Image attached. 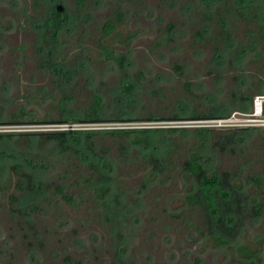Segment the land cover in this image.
Instances as JSON below:
<instances>
[{"label":"rangeland","instance_id":"374dc122","mask_svg":"<svg viewBox=\"0 0 264 264\" xmlns=\"http://www.w3.org/2000/svg\"><path fill=\"white\" fill-rule=\"evenodd\" d=\"M212 1L86 0L78 11L75 0H0V264H246L239 245L264 264V201L252 185L248 202L260 212L241 215L242 231L227 246H217L206 214L186 199L195 181L181 164L192 151L220 174L264 175V38L231 17L223 37L228 16L223 0ZM58 4L75 25L59 35L53 68L46 52L55 42L39 26ZM107 20L115 26L104 34ZM238 44L247 48L240 58ZM102 46L124 54V65L105 59ZM94 94L99 122L82 118ZM67 115L78 122L64 124ZM229 116L231 125H216ZM247 126L262 130L219 148L220 136ZM67 128L100 132L91 145L82 136L69 147L46 134ZM114 128L155 130L151 146L106 132ZM76 151L105 157L108 173ZM152 151L167 158L158 174Z\"/></svg>","mask_w":264,"mask_h":264},{"label":"trees","instance_id":"16d2710c","mask_svg":"<svg viewBox=\"0 0 264 264\" xmlns=\"http://www.w3.org/2000/svg\"><path fill=\"white\" fill-rule=\"evenodd\" d=\"M207 2L206 6L209 8L211 5L212 0H204ZM213 2V1H212ZM76 8L78 11H82L86 5V0H75ZM223 8L225 9V12L227 13L226 16L222 20L223 24V31L222 36L228 37V32L225 31L226 24L229 20V18L237 19L238 21L247 22V25L249 24L253 25L252 28L247 29V35L250 37L253 34H257L259 37L264 38V0H223L222 1ZM52 13L51 17L45 21L42 22V24L39 26L41 30L45 31L44 34L49 36L55 43L54 46L49 50L47 53L48 56V64L56 68L55 59H51L53 56L52 52L57 48L56 43L59 35H62L63 32H69L70 28H73L74 24H69L70 20H68V17H66L65 11H58L55 6L51 7ZM71 26V27H69ZM115 26V23L113 21H105L102 24L101 32L104 34H107L113 30ZM173 24L169 23L167 25V30L172 31L173 30ZM62 33V34H61ZM198 36L201 38L204 35L199 33ZM228 39V38H227ZM170 40V38H169ZM230 40V39H228ZM254 45V44H253ZM227 46H232V44L227 42ZM102 55L105 59H112L120 66L124 65L125 62V55L122 53H115L114 50L107 46H102ZM237 54L239 58L247 51V48L245 45L238 44L237 46ZM223 51V50H222ZM221 51V52H222ZM220 52V54H221ZM223 54V53H222ZM127 86V85H125ZM129 85L126 87V90H129ZM249 98V97H247ZM64 100L65 98L61 99V106L64 109ZM100 103H101V97L98 94H94L92 98V103L88 110H84L82 113V118L85 120H92L95 122L100 121L101 115L99 114L100 110ZM242 110L246 111L247 107H242ZM226 110H222L221 114L227 115ZM21 116H27L28 118L34 117L33 111H21ZM13 118H18V115H13ZM82 119V120H83ZM63 122L68 124H75L78 122V118L74 115H67L62 119ZM240 131L235 133L237 136L233 135H223L220 136L217 145L219 148L224 152H226L227 148L226 145H229L231 142H242L244 141L245 136H248L252 133H254L257 130H262V127L259 126H247L239 128ZM199 133L202 134L200 131H204L206 133L209 132L208 127H201L199 129ZM155 130L152 129H143V128H131V129H125V128H114V129H108L106 132L111 134H120L124 137H130L132 141L134 142H141L143 143L144 147H149L150 140L149 132H154ZM100 131L98 130H82V129H71V130H57V131H51L46 133L49 139L58 140L62 144H66L67 147L69 146H75L74 144H80L81 143V137L83 136L84 140L83 142L87 145L89 143V139L96 133ZM203 132V133H204ZM17 133H11V135H14ZM32 134H42V133H32ZM205 134V133H204ZM4 134H0L2 136ZM10 135V136H11ZM205 136V135H204ZM264 137V135H263ZM70 139V140H69ZM70 141H72L74 144H71ZM204 142V141H203ZM90 144V143H89ZM92 144V143H91ZM90 144V145H91ZM204 144V143H203ZM205 147V146H204ZM154 150L157 149V146L154 144L152 146ZM202 148V147H201ZM229 149V148H228ZM77 157L82 162H88V165L93 170H98L100 175L103 173H108L109 167H108V160L105 157H101L102 160L96 159V156L93 154V151H76ZM233 155H238L236 151H230ZM93 154L94 156H89V154ZM152 155L148 158L152 164L155 166V170L157 171L158 168H162L163 161L166 157H159L158 152L152 151ZM167 154V151L164 152ZM167 159V158H166ZM157 161V163H156ZM18 170H20L19 167H16ZM104 169V170H103ZM181 171L185 178H191L195 181L193 184V187L191 190L187 191V201L191 205L200 206V208L204 211L206 214V225H207V231L210 235L213 236V238L217 241V246H227L230 245L233 241H231V237L238 236L239 233H241L243 228V222L241 219V215L244 214L246 211H253L255 214L254 217L257 218L260 209L262 206H260V203L254 204V202H248L249 198L251 197V193L248 191V187L252 185L256 191H258L259 195L261 194L262 200L264 201V175H257V174H248L246 176V182L242 180L241 177V171H234L230 172L227 171L223 174H220L219 172L215 171L212 168V164L210 163V160L205 157V153L203 151H192L188 158L182 161L181 164ZM158 174V171L156 172ZM154 173V174H156ZM25 177L27 175L22 174ZM29 178V177H27ZM240 179L239 183H232L234 179ZM89 181V184L92 183V177H87L86 179ZM40 185V182L38 183ZM31 188H34V185L30 183ZM110 189V188H109ZM55 193L60 194L62 197L68 200L67 195L64 192L62 185H55ZM252 206V207H250ZM264 208V207H263ZM243 217V216H242ZM233 246V245H232ZM237 251L247 260L246 264H256L255 262H252L251 259L253 258L252 253H249L248 248L239 245L237 246ZM230 264H234L233 261H231Z\"/></svg>","mask_w":264,"mask_h":264},{"label":"built area","instance_id":"2783aa9c","mask_svg":"<svg viewBox=\"0 0 264 264\" xmlns=\"http://www.w3.org/2000/svg\"><path fill=\"white\" fill-rule=\"evenodd\" d=\"M215 120V123L217 126H227V125H231V123H227L228 121H231V117H218ZM69 125L70 127H72L74 124H68V123H64ZM236 125V124H235ZM70 128L64 129V130H68Z\"/></svg>","mask_w":264,"mask_h":264},{"label":"water","instance_id":"95a60500","mask_svg":"<svg viewBox=\"0 0 264 264\" xmlns=\"http://www.w3.org/2000/svg\"><path fill=\"white\" fill-rule=\"evenodd\" d=\"M56 9H57L58 11H62V10H63V6L60 5V4H58V5L56 6Z\"/></svg>","mask_w":264,"mask_h":264}]
</instances>
